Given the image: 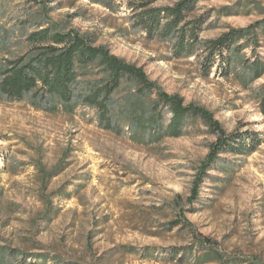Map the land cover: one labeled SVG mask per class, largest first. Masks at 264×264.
Segmentation results:
<instances>
[{
    "label": "rangeland",
    "instance_id": "1",
    "mask_svg": "<svg viewBox=\"0 0 264 264\" xmlns=\"http://www.w3.org/2000/svg\"><path fill=\"white\" fill-rule=\"evenodd\" d=\"M40 1L1 2L0 59L27 49L25 29L48 10L51 20L93 32L98 43L142 66L166 92L213 112L228 133L253 131L260 143L248 155L221 154L190 203L192 182L216 137L200 120L179 137H157L156 126L146 132L126 124L105 129L95 111L81 105L66 112L2 102L0 247L5 261L193 264L171 252L189 248L195 233L239 259L264 261V116L254 92L264 84V73L247 83V70L234 62L229 75L213 68L204 76L194 57L170 58L166 42L125 31L123 7L110 12L89 0ZM195 17L206 21L202 38L259 22V44L253 54L251 48L242 53L264 62V0H198L190 18ZM169 117L165 112L162 124ZM59 161L58 171L46 178ZM44 197H50L47 205ZM173 220L181 223L170 228Z\"/></svg>",
    "mask_w": 264,
    "mask_h": 264
},
{
    "label": "trees",
    "instance_id": "2",
    "mask_svg": "<svg viewBox=\"0 0 264 264\" xmlns=\"http://www.w3.org/2000/svg\"><path fill=\"white\" fill-rule=\"evenodd\" d=\"M157 1L89 0L110 12L123 7L128 13L125 31L148 41L166 42L170 58L194 57L204 76L213 68L216 71L223 68L224 74L229 75L234 62L247 70V83L264 73L263 60L245 58L242 53L251 48L253 54L255 45L259 44V22L231 27L215 38H202L200 33L206 21L202 17L190 18L198 0H177L171 5H159ZM47 13L45 10L32 18L28 25L31 29H25L28 46L23 53L0 59V103L26 101L36 109L66 112H73L81 105L93 109L98 123L105 129L126 124L134 130L144 127L146 132L156 126L157 137H179L194 121L200 120L216 137L192 182L187 198L190 203L197 198L200 183L221 154L244 156L257 149L260 139L253 131L228 133L213 112L204 106L185 103L177 93L166 92L149 78L142 66L124 60L106 44L98 43L93 32L55 22ZM254 92L264 116V84ZM165 112L170 113L166 125L161 122ZM61 162L46 173V178L58 171ZM44 200L46 205L51 201L50 197ZM185 222L192 232L191 223ZM180 223L173 220L169 222L170 228ZM192 238L189 248L172 251L171 255H179L178 260L193 264H264L257 257L239 259L225 253L202 233L192 234ZM129 248L130 252L134 251L133 247ZM5 254V248L0 247V264H12L5 261Z\"/></svg>",
    "mask_w": 264,
    "mask_h": 264
}]
</instances>
